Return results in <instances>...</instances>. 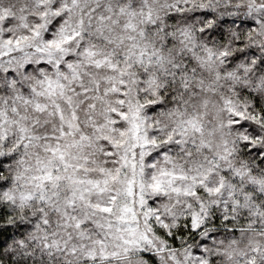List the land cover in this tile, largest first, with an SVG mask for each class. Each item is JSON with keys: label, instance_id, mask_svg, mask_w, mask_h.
I'll use <instances>...</instances> for the list:
<instances>
[{"label": "clouds", "instance_id": "obj_1", "mask_svg": "<svg viewBox=\"0 0 264 264\" xmlns=\"http://www.w3.org/2000/svg\"><path fill=\"white\" fill-rule=\"evenodd\" d=\"M0 264H264V0H0Z\"/></svg>", "mask_w": 264, "mask_h": 264}]
</instances>
